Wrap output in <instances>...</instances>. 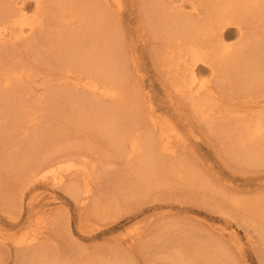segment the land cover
Instances as JSON below:
<instances>
[{
	"label": "rangeland",
	"instance_id": "rangeland-1",
	"mask_svg": "<svg viewBox=\"0 0 264 264\" xmlns=\"http://www.w3.org/2000/svg\"><path fill=\"white\" fill-rule=\"evenodd\" d=\"M151 1L120 0L110 5V12L124 62L139 90L138 100L142 97L143 114L152 101L155 117L171 134L176 155L163 157L168 162L156 168L165 176L144 172L138 180L103 131L83 123L80 118L84 115H72V101L65 103L68 107L47 101V90H56L63 81L57 67L49 65L56 59L44 48L50 26L31 40L0 48L9 62L16 58L30 69L31 77L24 85L33 137V146L23 144V163L17 159L18 152L12 158L7 155L22 136L0 137V264L55 260L67 264H168L180 247L184 250L179 254L192 261L193 249L201 242L207 243L203 256L194 259L197 263L204 258L215 259L217 264H264V212L251 217L237 204L264 208V164L235 160L229 139L200 122L188 101L174 95L171 79L162 72L156 53L161 41L138 26L143 13H149ZM49 20L51 25L52 17ZM199 76L206 78L208 72L201 70ZM73 78L66 80L69 87ZM39 98L44 100L37 101ZM3 105L8 104L0 100ZM232 108L234 113L220 123L223 127L240 126L239 115L248 114L241 104ZM218 114L215 109L216 124ZM68 161L85 168L86 180L95 191H106L105 195L123 192L125 197H92L82 204L66 187L82 189L85 179L82 173L74 174L65 167ZM48 163L55 164L54 171L44 180L33 181L34 170ZM180 167L189 171L182 179L172 172ZM59 176H63L62 182L56 184ZM98 201L106 211L94 212Z\"/></svg>",
	"mask_w": 264,
	"mask_h": 264
},
{
	"label": "bare ground",
	"instance_id": "bare-ground-1",
	"mask_svg": "<svg viewBox=\"0 0 264 264\" xmlns=\"http://www.w3.org/2000/svg\"><path fill=\"white\" fill-rule=\"evenodd\" d=\"M113 2L119 4L120 0H0V48L31 40L50 26L51 30L46 33L48 46L44 48L56 59H51L49 65L57 67L61 73L59 79L63 81L56 90H47V101L65 107H68L65 103L72 101L75 106L72 115L79 118L84 115L80 118L83 123L103 131L138 180L144 172L165 176L156 168L163 164V157L173 158L176 149L169 129L155 117L152 101L145 105L143 114L142 97L138 100L139 90L124 62L122 44L118 42L112 20ZM143 14L144 19L138 21V26L143 33L146 28V33L149 31L161 41L156 53L162 72L171 79L174 95L188 101L191 112L200 122L216 128L223 138L229 139L235 160L249 165L264 164V0H153L149 13ZM49 17L53 19L51 25H48ZM232 35L235 40L230 41ZM7 56L12 57V53ZM18 61L12 58L9 62L0 53V100L8 104L0 106V137L22 136V141L14 144L7 155L12 158L18 152L17 159L21 158L23 163L24 146L30 142L33 146L28 112L31 105L24 85L31 72ZM201 70L208 72L206 78H200ZM71 76L74 80L69 87L66 80ZM86 92L91 96L85 95ZM240 104L248 109V114L239 115L240 126L223 127L220 123L234 113L232 106L233 110ZM215 109L220 113L219 124L213 117ZM143 124L147 125L143 127ZM65 165L70 172L83 174L82 189L69 184L66 187L80 197L82 204L92 197H125L123 192L109 191L105 195L106 191H95L86 180L88 175L83 166L72 161ZM54 169L55 164L48 163L34 170L31 179L44 180ZM172 170L180 179L189 173L183 167ZM62 179L59 176L54 182L60 184ZM237 204L251 217L264 212V208ZM104 211L105 206L98 201L94 212ZM201 243L194 247L196 257L192 256V261H186L179 254L184 250L180 247L176 258L167 263L217 264L215 259L203 258L199 263L194 260L203 256V245L207 242ZM43 264L67 262L55 260Z\"/></svg>",
	"mask_w": 264,
	"mask_h": 264
}]
</instances>
